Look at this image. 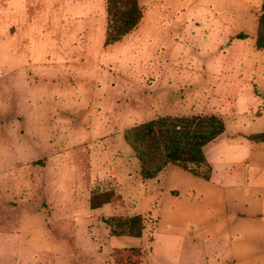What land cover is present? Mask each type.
Returning <instances> with one entry per match:
<instances>
[{
	"label": "rangeland",
	"instance_id": "374dc122",
	"mask_svg": "<svg viewBox=\"0 0 264 264\" xmlns=\"http://www.w3.org/2000/svg\"><path fill=\"white\" fill-rule=\"evenodd\" d=\"M30 1L27 31L0 50V264H115L140 249L141 264H264V143L234 140L264 132L262 0H140L138 28L107 47L106 0L78 20L79 0ZM200 113L226 125L204 148L212 177L143 179L125 129ZM133 214L143 236H113L105 218Z\"/></svg>",
	"mask_w": 264,
	"mask_h": 264
},
{
	"label": "trees",
	"instance_id": "16d2710c",
	"mask_svg": "<svg viewBox=\"0 0 264 264\" xmlns=\"http://www.w3.org/2000/svg\"><path fill=\"white\" fill-rule=\"evenodd\" d=\"M144 17V8L140 0H106V27L104 46L122 41L138 28ZM238 34L237 38H245ZM256 46L264 49V0L258 18ZM259 95V94H258ZM263 97V96H262ZM226 130L224 119L217 114L198 115H161L155 119L136 123L124 131V138L138 158L143 179H155L170 166H178L191 174L209 180L213 168L204 148L216 141ZM255 143L264 142V132L247 136ZM113 189L98 191L89 198L91 210L102 208L115 197ZM145 218L142 214L126 217H108L105 222L110 232L116 237L141 238L145 229ZM120 250L114 251L115 264H141L143 251L136 253ZM121 257H124L120 261Z\"/></svg>",
	"mask_w": 264,
	"mask_h": 264
},
{
	"label": "crops",
	"instance_id": "0c3cea01",
	"mask_svg": "<svg viewBox=\"0 0 264 264\" xmlns=\"http://www.w3.org/2000/svg\"><path fill=\"white\" fill-rule=\"evenodd\" d=\"M76 0H72L70 6L73 7V2ZM78 4L76 3L74 5V8L76 9V12H74V19L78 20L79 18L82 19L84 15L87 14V8L89 6H92V0H79ZM242 1V0H240ZM65 5L63 10L66 12V5L70 3V1L65 0ZM249 4V3H248ZM71 7V8H72ZM91 8V7H89ZM37 9V5L35 3H32L30 0H0V50H5L8 48L9 43L15 40L18 35L19 31H27V28L29 26L28 20L26 17L29 14L34 13V11ZM68 16V15H64ZM21 28V29H20ZM257 98L259 99L258 102H261L263 104V110L261 115L264 112V98L261 95L256 94ZM259 115V116H261ZM248 139L246 136H236L235 139ZM249 140V139H248ZM232 141V140H231ZM234 142V141H233ZM252 143L251 140L245 146L249 148ZM264 143V142H262ZM242 144V142L236 143V145ZM258 144V143H257ZM244 145V144H243ZM249 156V155H248ZM249 158L242 160V162L247 165L249 163Z\"/></svg>",
	"mask_w": 264,
	"mask_h": 264
},
{
	"label": "water",
	"instance_id": "95a60500",
	"mask_svg": "<svg viewBox=\"0 0 264 264\" xmlns=\"http://www.w3.org/2000/svg\"><path fill=\"white\" fill-rule=\"evenodd\" d=\"M43 205H46V203L44 202Z\"/></svg>",
	"mask_w": 264,
	"mask_h": 264
}]
</instances>
